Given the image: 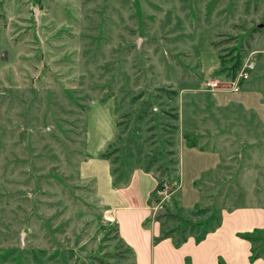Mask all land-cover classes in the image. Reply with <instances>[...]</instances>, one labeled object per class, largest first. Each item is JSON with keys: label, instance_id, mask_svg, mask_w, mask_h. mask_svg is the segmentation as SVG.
<instances>
[{"label": "rangeland", "instance_id": "1", "mask_svg": "<svg viewBox=\"0 0 264 264\" xmlns=\"http://www.w3.org/2000/svg\"><path fill=\"white\" fill-rule=\"evenodd\" d=\"M148 162L152 244L264 209V0H0V264H133L107 178Z\"/></svg>", "mask_w": 264, "mask_h": 264}, {"label": "crops", "instance_id": "2", "mask_svg": "<svg viewBox=\"0 0 264 264\" xmlns=\"http://www.w3.org/2000/svg\"><path fill=\"white\" fill-rule=\"evenodd\" d=\"M223 93L220 97L232 98V94ZM113 126L112 118L109 132L92 142L108 139V144ZM89 159L87 162L92 163L96 158ZM154 183L152 176L140 168L132 171L127 186L119 190L111 188L107 178L108 190L112 189L106 196V200L110 197L107 212L115 221L118 237L132 250L134 264H264L260 256L250 259L252 242L240 236L251 235L256 228L264 227V209H237L225 213L220 225L198 242L188 238L174 246L168 239H162L152 244L154 232L142 222L148 217L147 197Z\"/></svg>", "mask_w": 264, "mask_h": 264}, {"label": "built area", "instance_id": "3", "mask_svg": "<svg viewBox=\"0 0 264 264\" xmlns=\"http://www.w3.org/2000/svg\"><path fill=\"white\" fill-rule=\"evenodd\" d=\"M253 68V61H246L235 75L227 79L209 77L203 81V90L207 92L222 91L233 93L249 78Z\"/></svg>", "mask_w": 264, "mask_h": 264}, {"label": "trees", "instance_id": "4", "mask_svg": "<svg viewBox=\"0 0 264 264\" xmlns=\"http://www.w3.org/2000/svg\"><path fill=\"white\" fill-rule=\"evenodd\" d=\"M174 118H176V116H174ZM169 145H171V144H169ZM170 154H172V152L170 151ZM101 157H105V154H102L101 155ZM141 169H142V171L143 172H150V162H148L146 165H144V166H142L141 167ZM163 170V172H161L158 176H156V183H155V185H154V187H153V189L151 190V193H155V192H157V191H159V190H161L162 189V185L161 184H163V177H167L168 176V173L166 172V170H165V168L164 169H162ZM112 173H113V175L116 173V178H114V180H115V182H117V181H120V180H122V182H126V180H127V178H126V176L125 177H120V173H117V170H112ZM151 173V172H150ZM153 176V175H152ZM151 193H150V195H151ZM150 197V196H149ZM147 203H149V198H148V200H147ZM147 218L142 222V225H146V223H147ZM115 228H116V225H115ZM114 231H116V229H114ZM117 235V234H116ZM118 237V236H117ZM203 238V236H200L199 238H197V239H195V242H198V241H200L201 239ZM243 238H245V239H248V240H250V242H252L253 243V241H254V238H253V236H251V235H244L243 236ZM185 239L186 238H182L181 240H180V243L179 244H181L182 242H184L185 241ZM118 240L126 247V249L128 250V251H130V253L132 254V256H133V253H132V250L118 237ZM175 244V246H177L178 245V243H174ZM257 257H259V255H257L256 253H254L253 252V250H251V257H250V259H254V258H257ZM133 264H134V261H133Z\"/></svg>", "mask_w": 264, "mask_h": 264}, {"label": "water", "instance_id": "5", "mask_svg": "<svg viewBox=\"0 0 264 264\" xmlns=\"http://www.w3.org/2000/svg\"><path fill=\"white\" fill-rule=\"evenodd\" d=\"M33 14H35V10H33Z\"/></svg>", "mask_w": 264, "mask_h": 264}]
</instances>
